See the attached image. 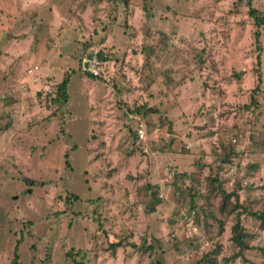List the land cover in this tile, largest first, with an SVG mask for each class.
I'll return each mask as SVG.
<instances>
[{
  "label": "rangeland",
  "instance_id": "rangeland-1",
  "mask_svg": "<svg viewBox=\"0 0 264 264\" xmlns=\"http://www.w3.org/2000/svg\"><path fill=\"white\" fill-rule=\"evenodd\" d=\"M232 4L0 0V264H188L236 223L264 248V25Z\"/></svg>",
  "mask_w": 264,
  "mask_h": 264
},
{
  "label": "trees",
  "instance_id": "trees-1",
  "mask_svg": "<svg viewBox=\"0 0 264 264\" xmlns=\"http://www.w3.org/2000/svg\"><path fill=\"white\" fill-rule=\"evenodd\" d=\"M125 1L126 0H124V2ZM241 2L243 3V5L246 6V8H247V10H246L247 11V15L253 20L254 26L255 27H259L261 25H264V13H260L256 8H254L252 6V0H233V4L232 5L240 4ZM255 35H257V32H255ZM259 48L260 47L257 44L256 45V49H257L256 66L259 65V55H258ZM97 56L100 59L103 57V56L101 57V53L97 54ZM255 69H256L255 72L257 74L256 75L257 82H256L255 86L251 89V93L252 94H254V92L258 89V86L260 84L259 83L260 82L259 71H258V68H255ZM87 75L88 76H91L89 74H87ZM91 77H93V76H91ZM66 83H67V77L65 76L57 84L56 89H55V92H54V94L56 96V99L58 98L61 101H65L66 100L65 99L66 98V91H65V89H66ZM253 102H254V99L251 98L249 104H252ZM147 111H151V110L148 109ZM130 112H132V113H140L141 115H144L145 114V111H141L140 108L132 109ZM137 129H138V127H136V128L133 127L132 128V133L136 137H138L137 136ZM210 181L212 182V179ZM155 187H153V188H155ZM215 189H220V188H219V186H217ZM151 195L153 197L152 198L153 201H155V204L158 203L159 202V199L157 197V189L156 190H153L152 193H151ZM229 196H230L229 194H224L223 202L221 201L220 204L216 208L218 214H220V215H223L224 214L225 215V213L226 214L229 213V209L227 207V203H226V200H225ZM205 199H207V196H206ZM224 200H225V202H224ZM189 207L190 208L193 207V204L191 202H190ZM262 211L264 212V208L262 209ZM194 215H196V210H195ZM204 215H205V217H208V218L213 219L216 222V224H218V233L221 232V231H223L222 230L223 229V225H222L221 218L214 217L211 214V211L210 210H207V212ZM253 215L254 216H257L261 220L260 221L261 222V228L264 229V216H262V214H260V213H254ZM204 226H206V225H204ZM244 232H243V230H241V226L238 223L233 224L232 227H231V229H230V235H229V242H230L229 245L233 249V251L230 254H225L223 256H219L218 255L219 254L218 253V248L216 250L215 249H212V250H209L208 252H205L196 261H194L192 263H188V264H221V263H223V264H229V263H232L236 259L245 260V257L249 253V251L251 250V248L252 249H257V250L261 251L262 254H264V248L256 247V246L254 247V246H252L251 244L248 243V240L250 238H246V237H250V235L249 234H246ZM107 245H108V248L111 251H113L117 247L121 246L122 243L119 240H117V241H114V242H108ZM130 246H135V245L134 244H130ZM147 246H149L148 248H150V244L147 245ZM16 248H17V245H15L14 246V249H13V251H14L13 252V258H12L13 260H14V258L16 256V254H15ZM219 257H220V260H218ZM73 264H78V262L77 261H73ZM151 264H162V262L160 260L156 259Z\"/></svg>",
  "mask_w": 264,
  "mask_h": 264
},
{
  "label": "built area",
  "instance_id": "built-area-1",
  "mask_svg": "<svg viewBox=\"0 0 264 264\" xmlns=\"http://www.w3.org/2000/svg\"><path fill=\"white\" fill-rule=\"evenodd\" d=\"M100 59H98L97 52L93 51L91 54L83 56L80 60V69L84 71L86 74H89L93 77H98L102 72V68H100ZM137 136L139 139L143 137V130L139 127L137 129ZM264 166V163H263Z\"/></svg>",
  "mask_w": 264,
  "mask_h": 264
}]
</instances>
